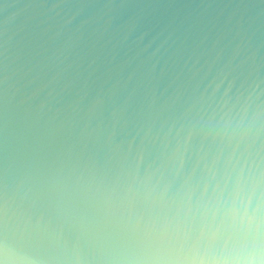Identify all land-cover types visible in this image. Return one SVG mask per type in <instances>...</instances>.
Returning <instances> with one entry per match:
<instances>
[{
  "label": "water",
  "instance_id": "95a60500",
  "mask_svg": "<svg viewBox=\"0 0 264 264\" xmlns=\"http://www.w3.org/2000/svg\"><path fill=\"white\" fill-rule=\"evenodd\" d=\"M4 264H264V0H0Z\"/></svg>",
  "mask_w": 264,
  "mask_h": 264
},
{
  "label": "snow or ice",
  "instance_id": "6c2138e0",
  "mask_svg": "<svg viewBox=\"0 0 264 264\" xmlns=\"http://www.w3.org/2000/svg\"><path fill=\"white\" fill-rule=\"evenodd\" d=\"M0 264H4V261L3 260H0Z\"/></svg>",
  "mask_w": 264,
  "mask_h": 264
}]
</instances>
